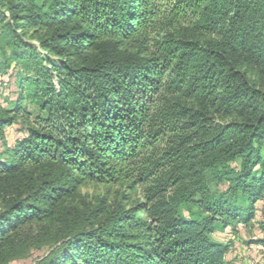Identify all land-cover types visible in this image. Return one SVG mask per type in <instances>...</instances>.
I'll list each match as a JSON object with an SVG mask.
<instances>
[{"label": "trees", "instance_id": "trees-1", "mask_svg": "<svg viewBox=\"0 0 264 264\" xmlns=\"http://www.w3.org/2000/svg\"><path fill=\"white\" fill-rule=\"evenodd\" d=\"M0 55V264L57 216L41 264H228L212 235L264 218V0H0Z\"/></svg>", "mask_w": 264, "mask_h": 264}, {"label": "rangeland", "instance_id": "rangeland-1", "mask_svg": "<svg viewBox=\"0 0 264 264\" xmlns=\"http://www.w3.org/2000/svg\"><path fill=\"white\" fill-rule=\"evenodd\" d=\"M33 44H37L35 37L27 30L25 37ZM1 58V55H0ZM18 67L12 65L5 75H0V106L9 108L11 100L14 98V82ZM5 142L8 146H12L16 139L21 135L18 127L8 128L4 132ZM3 145L0 140V154H2ZM7 155L2 156V160ZM212 192L220 193L224 191L225 186L216 182L210 183ZM140 192L138 189H128L124 184L105 185V184H84L81 185L76 194L65 204L68 207H93L97 203L104 209H109L113 203L125 202L126 206L139 201ZM126 199V200H124ZM62 217L57 216L50 223L33 224L27 227V233L33 241L30 243L28 250L23 257L15 259L8 264H41V260L45 258L52 249V242L56 238L57 230L62 223ZM264 222V218L257 214L254 221L248 226H235L234 229L228 226L223 232H215L212 239L216 242L229 246L225 260L228 264H245V260L251 262L246 264H264V252L260 248H256L253 244L262 236L260 224ZM36 236H40L41 243ZM39 240V241H38Z\"/></svg>", "mask_w": 264, "mask_h": 264}, {"label": "crops", "instance_id": "crops-1", "mask_svg": "<svg viewBox=\"0 0 264 264\" xmlns=\"http://www.w3.org/2000/svg\"><path fill=\"white\" fill-rule=\"evenodd\" d=\"M255 247H256L257 249L259 248L258 246H255ZM245 261H246L245 264H246V263H251V262H249V261H247V260H245Z\"/></svg>", "mask_w": 264, "mask_h": 264}]
</instances>
